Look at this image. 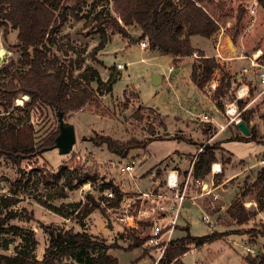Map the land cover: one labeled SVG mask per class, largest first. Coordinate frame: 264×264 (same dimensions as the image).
<instances>
[{"label":"rangeland","instance_id":"rangeland-1","mask_svg":"<svg viewBox=\"0 0 264 264\" xmlns=\"http://www.w3.org/2000/svg\"><path fill=\"white\" fill-rule=\"evenodd\" d=\"M225 1L230 15L226 25L211 38L201 35L191 36V42L198 47L197 50L205 54L214 52L212 47L220 38L221 58L214 56L216 61L218 60L219 67L213 71L202 88L192 83L191 78L193 68H196V73L200 72L198 52L176 61L169 84L163 75L172 64L170 62L173 61V57L162 55L158 58H150L149 48L140 49L137 39L133 41L129 37H123L113 32L111 27H105V45L94 55L91 54L93 48L103 39L101 31L97 30L94 22H87L86 17L80 20L69 18L62 25L53 42L49 44V59L66 64L73 75L80 73L90 64L99 70L103 80H106L112 72H119L120 76L114 82L111 92L98 90L92 102L87 103L82 109L70 111L63 116L64 121L72 123L75 129L76 140L69 153L61 154L57 148L43 149L31 158L23 159L20 168L10 158L0 155V219H4L8 213L15 214L5 218L4 223L0 225L4 229L0 231V253L14 254V248L22 243L23 235L32 231L37 240L33 255L41 259L49 238L44 227L72 228L74 231L86 230L108 243H116L118 247L108 251L118 258L119 264H129L139 257L142 251H146L147 254L132 264H151L157 255V250L153 245L148 244L147 239L150 236L151 219L158 215L157 212L138 214V226L130 229H136L138 235L146 239L140 246L129 248L131 230L111 219L109 213L100 204L89 213H84L85 204L91 206L87 195H92L98 203V199L103 196L101 193L103 187H112L106 185L109 182L123 191L124 198L134 197L139 191L157 189L162 184V180H158L162 168L164 171L168 167L187 170L199 149L205 146L216 148L215 153L224 169L220 180L225 178L223 184L225 190L222 192V197L213 204L207 201L211 223L202 218V211L197 205L187 199L184 200L172 240L186 234V230L183 229L185 226H188L192 235L201 236L212 231L217 232L218 235L199 247L194 246L193 243L188 244L189 250L180 256L181 261L185 264H247L244 256L256 254L260 250L264 237L260 233L254 235L247 231L241 232V229L255 227L258 231L262 230L264 210L252 216L247 223L237 225L227 223L229 218L225 209L233 199L241 200L246 209L256 207L255 189L252 183L254 171L264 163V110H262L264 92H261L262 87L258 84L256 75H253V78L245 76L241 68L242 60L247 59L257 49L261 50L264 58V8L254 0ZM105 4L104 0H94L88 3L83 13L91 17ZM253 4L256 5L255 15L249 11V6ZM239 7L244 9L245 13L233 41L229 30L234 29ZM108 8L111 9L110 3ZM111 11L115 14L112 9ZM127 29L130 34L137 33L133 26ZM16 33L15 29L10 28L4 34L3 28L0 27V50L4 49L0 56V66L11 62L14 65L18 64L20 53ZM240 54L246 55V58H234ZM141 56L146 57L147 60L140 61ZM118 62H128V64L122 70H118L116 68ZM230 65L233 66V74L227 72V67ZM156 73L160 75L161 80L154 84L152 75ZM10 74L0 73V79L7 78ZM241 79L250 80L252 83L251 95L261 92L251 106L254 113L251 114L252 122L249 123L256 124L261 141L231 139L238 132L242 133L234 123L228 124L224 130L217 133L216 126L204 124L200 121L201 117L196 115L207 109L201 101L203 98L214 104L209 110L212 116L224 122L225 101L235 96V89ZM93 84L95 86V83ZM212 84L215 85L214 87L221 85L219 95H214L215 89L211 87ZM18 99L22 102L19 103ZM26 99H28L27 95H19L14 99V110L11 113L14 117L22 114L23 111L18 107L22 106ZM220 104L223 108H220ZM3 112L4 109L0 105V114ZM29 114L37 141L58 126L57 111L49 106L36 104L30 109ZM95 136H109L120 141H127L130 138L147 140L144 148H134L128 154L130 157L139 158L133 176L118 171V162L122 158L109 152L104 143H95ZM223 141H227L224 144L227 149L224 148ZM226 159L230 160L226 162ZM77 165L97 174L96 181H87L73 189L65 188L63 190L65 196H59L61 181L56 184H44L42 175H45L49 182H53L52 175L62 166ZM22 174L25 176L18 185L17 180ZM6 199H16V202L5 205ZM39 199L60 206L61 212L44 206ZM141 200H144L142 206L146 210L152 209L156 204L147 197L137 199L134 206L139 205ZM199 201L203 206L206 199ZM73 203L80 204L79 210L74 211ZM14 226L21 227L24 232L15 234L12 228ZM248 248H253L254 252H249Z\"/></svg>","mask_w":264,"mask_h":264},{"label":"trees","instance_id":"trees-1","mask_svg":"<svg viewBox=\"0 0 264 264\" xmlns=\"http://www.w3.org/2000/svg\"><path fill=\"white\" fill-rule=\"evenodd\" d=\"M104 1L106 4L88 17L83 13L84 8L94 0H0V27L3 28L4 34L10 28L17 31V47L20 53L18 64L14 65L11 62L0 66V73H11L9 77L0 79V105L4 109V112L0 114V155L10 158L18 168L23 159L31 158L37 154L36 152L53 145L59 133V126H57L54 131L37 141L29 114L34 105L44 104L57 112L61 111L65 116L68 112L82 109L87 103L92 102L98 90L111 92L114 82L120 75L119 72H112L106 80H103L99 70L90 64L86 65L80 73L73 75L72 70L66 64L49 59V44L53 42L55 35L69 18L80 20L86 17L87 22H94L97 30L101 31L103 39L93 48L91 54L95 55L99 49L104 47L105 27H111L113 32L132 39L127 27L133 26L140 30L137 41L147 39L150 50L156 49L183 57L190 56L196 51L191 42L192 35L210 38L226 25L230 17L225 0ZM258 2L264 8V0H258ZM109 3L115 14L108 8ZM238 11L239 13L235 16L234 29L229 30L233 41H235L245 13L240 7ZM197 52L200 72L196 73V68H193L191 78L198 88H202L210 79L213 71L219 67V63L213 56H205L201 50ZM13 66H15L14 71H12ZM220 89L221 85H218L215 89V96L219 95ZM19 95H27L28 99L18 107L23 111L22 114L14 117L11 114L14 110L13 101ZM244 103L238 100L239 108H242ZM220 108H223L222 104ZM252 112V109H244L240 113L248 124ZM231 139L261 141L256 125L250 127L249 136L238 132ZM94 140L97 144L104 143L107 150L119 158H125L132 149L144 148L147 144V140L130 138L127 141H120L109 136H95ZM215 150L213 146L202 148L194 163V175L201 177L208 172L211 162L217 158ZM226 160L228 162L230 159ZM24 176L22 174L17 180L18 185L22 183ZM97 176L90 169L77 165L62 166L57 173L52 175L53 182L46 180L45 175L41 177L45 185L61 181L59 196H65L63 191L65 188L73 189L87 181L95 182ZM253 178L252 186L255 189L256 207L246 209L241 200L233 199L225 209L229 218L227 223L245 224L252 216L264 210V163L254 171ZM106 185L112 186L116 193V197L111 200L110 204L118 205L123 197V191L112 182ZM87 197L91 206L85 204V214L98 207L99 204L92 195L88 194ZM12 202H16V199L4 200L5 205ZM39 202L56 212H61L60 206L47 200L39 199ZM208 204L207 201L203 202L205 210L211 214ZM79 205V203L72 204L74 211L79 210ZM14 215L8 213L4 219H0V225L4 223L5 218ZM261 225L263 227L260 231L255 227H250L247 230L241 229V232L247 231L254 235L260 233L264 237V223ZM12 228L15 234L24 232L21 227ZM44 228L49 238L41 259L33 255L37 240L33 232L28 231L27 235H23L22 243L15 246L14 254L0 253V264H119L118 258L108 251L118 247L114 242L108 243L86 230ZM183 229L186 230L184 236L170 241L164 253L163 264H168L172 260H174L173 264H185L180 256L189 250L188 244L193 243L194 246L199 247L218 235L217 232L212 231L209 234L196 236L189 232L188 226ZM2 230L4 229L0 226V231ZM130 230L129 248L138 247L144 243L146 237L139 236L136 229ZM146 254V251H142L139 257L129 264ZM244 260L247 264H264V241L256 254H246Z\"/></svg>","mask_w":264,"mask_h":264},{"label":"built area","instance_id":"built-area-1","mask_svg":"<svg viewBox=\"0 0 264 264\" xmlns=\"http://www.w3.org/2000/svg\"><path fill=\"white\" fill-rule=\"evenodd\" d=\"M255 3L258 0H254ZM251 14L255 15L256 5L249 6ZM140 49H148L147 39L140 40L138 42ZM220 38L215 43L214 56L221 58L220 54ZM248 58V65L243 68L244 73L252 71L253 75H256L258 84L262 87L261 92H264V58L262 52L257 49ZM147 58L144 56L140 57V61H146ZM127 63L118 62L116 68L122 70ZM174 70V65H169L167 72L163 75V78L167 83L170 84V75ZM215 85L211 87L215 89ZM261 92H257L251 95V88L248 84H240L235 89V96L231 101L225 103V114L226 120L224 122H218L212 116H208L207 113H201L200 117L203 120H209L214 123L217 127V131L224 130L228 124H237L238 115L242 110L247 107L249 100L256 99ZM238 100L244 101L242 108H239ZM202 149H199V152ZM198 152V153H199ZM197 153V154H198ZM197 154L192 160L190 166L183 173H180L177 169L171 168L166 171L164 181L157 189H151L150 191H139L134 197L123 196L122 201L120 200L118 205H111L110 202L116 197V193L112 187H103L101 196L98 202L102 208H104L109 214L111 219L121 223L123 226L128 228H134L138 226V214L157 212V216L151 219L150 225V236L147 239L148 244L153 245L157 250L154 260L151 264H163L164 253L167 249V245L172 240L175 226L177 225V218L182 202L189 200L192 204L197 205L202 211V218L211 223V215L205 210L204 206L201 205L200 199H206L211 204L222 197V192L225 190L223 187L224 182H216V175L222 172L221 163L219 161H213L210 164L208 173L204 177L194 175V163L197 159ZM139 162L138 157L128 156L122 158L118 162V171L124 172L133 176L135 165ZM263 160L260 161L262 163ZM117 186V185H115ZM118 187V186H117ZM191 191L194 193L190 194ZM150 197L155 200L156 204L150 210H146L142 204L144 200L137 206H134L137 199H145ZM124 199V200H123ZM167 199H169L167 201ZM249 252H254L253 248L247 249ZM254 255V254H253ZM174 260L168 264H173Z\"/></svg>","mask_w":264,"mask_h":264},{"label":"crops","instance_id":"crops-1","mask_svg":"<svg viewBox=\"0 0 264 264\" xmlns=\"http://www.w3.org/2000/svg\"><path fill=\"white\" fill-rule=\"evenodd\" d=\"M133 28H135L136 30H137V33L136 34H132L131 33V35H132V40L133 41H136V38H137V36L139 35V33H140V30L137 28V27H133ZM211 38V37H210ZM192 45L194 46V48L196 49V51L195 52H197V49H198V47L196 46V45H194L193 43H192ZM236 48V47H235ZM199 49H200V47H199ZM212 49H213V55L212 54H205V56H213L214 57V53H215V43H214V45H213V47H212ZM145 50V49H144ZM149 56H150V58H158V57H160V56H162V55H166V56H169V57H173V61L172 62H170V63H172V64H170V65H174L175 67H176V61H180V60H182V58H185L186 56H183V57H181V56H176V55H174V54H171V53H164V52H161V51H159V50H156V49H154V50H149ZM250 56V55H249ZM248 56V57H249ZM234 58H237V59H245L246 58V55H244V54H240V55H236ZM217 62H218V60H217ZM248 63H249V61H248V58L247 59H245V60H242V68H241V70H242V72H243V68L245 67V66H247L248 65ZM228 69H227V72L229 73V74H233L234 73V69H233V66H228L227 67ZM243 74L245 75V76H252V78H253V73H252V71H249L248 73H244L243 72ZM120 76V75H119ZM161 78V77H160ZM161 80V79H160ZM192 82V81H191ZM193 83V82H192ZM240 84H248L249 86H251L252 87V83H250V80H244V79H241V81H240ZM239 84V85H240ZM215 89H216V87H215ZM258 98V97H257ZM257 98L256 99H254V100H249L248 101V104H247V107L245 108L246 110L247 109H252V104L254 103V102H256V100H257ZM233 99V98H232ZM231 99V100H232ZM205 100V99H204ZM231 100H229V101H231ZM201 101H203V98H201ZM212 101H210V100H205V103H204V105H205V108L207 107V109H205V111L203 110V111H201V112H198L196 115L197 116H200V114L201 113H207V115L208 116H212V114L210 113V111L209 110H211L212 109V107L214 106V104L213 103H211ZM228 101H225V103H227ZM253 110V109H252ZM262 110H264V107H262ZM254 111V110H253ZM241 113V112H240ZM252 113H254V112H252ZM226 116V115H225ZM212 117H214V116H212ZM215 118V117H214ZM238 118L239 119H241V120H243V118L240 116V114L238 115ZM216 119V118H215ZM200 121L201 122H203L204 124H207L208 126H216L214 123H211V122H209V120H203L202 118L200 119ZM216 121H218V122H220L219 120H217L216 119ZM244 121V120H243ZM245 122V121H244ZM250 122H252V119L250 118V120H249V123ZM245 124H246V126H247V128H248V130H249V133L248 134H243V135H245V136H249V134H250V127L252 126V124H248L247 122H245ZM236 126H237V124H235ZM254 125H256V124H254ZM240 130V129H239ZM219 132H221V131H217V133H219ZM227 141H223L222 142V144H223V146H224V144L226 143ZM224 148L225 149H227L225 146H224ZM129 155H127V157H128ZM216 156H217V154H216ZM126 158V157H125ZM215 161H219V159H218V156H217V158H216V160ZM220 162V161H219ZM221 163V162H220ZM171 168H173V167H168L165 171L163 170L164 168H162L161 169V171H160V176H159V179L158 180H162V182L164 181V178H165V174H166V171L168 170V169H171ZM188 168V167H187ZM210 168V167H209ZM221 168H222V172L221 173H219L218 175H216V178H218L219 177V179H215L216 180V182H218V183H222V182H224L225 181V178H224V180H220L221 178H222V173H223V171H224V169H223V165L221 164ZM175 169H177L180 173H183L186 169H179V168H175ZM182 170V171H181ZM209 171V170H208ZM208 173V172H207ZM206 173V174H207ZM205 174V175H206ZM204 175V176H205ZM204 176H201V177H204ZM192 193H194V191H191L190 192V194H192ZM153 200V199H152ZM169 199H167V201H168ZM155 201V200H154Z\"/></svg>","mask_w":264,"mask_h":264},{"label":"water","instance_id":"water-1","mask_svg":"<svg viewBox=\"0 0 264 264\" xmlns=\"http://www.w3.org/2000/svg\"><path fill=\"white\" fill-rule=\"evenodd\" d=\"M160 75L159 74H153L152 75V82L154 84L158 83L160 81ZM205 103V100L203 99L202 101ZM58 114V126H59V133L55 137V142L53 145L46 147L51 149V148H57L59 153L61 154H67L71 151L73 144L75 143L76 137H75V129L74 125L69 122H65L63 119V113L61 111L57 112ZM242 125L244 129L246 130L245 133L242 131L241 124L237 123V127L240 129V131L243 134H248L249 130L245 124V122L242 120ZM243 129V130H244Z\"/></svg>","mask_w":264,"mask_h":264},{"label":"bare ground","instance_id":"bare-ground-1","mask_svg":"<svg viewBox=\"0 0 264 264\" xmlns=\"http://www.w3.org/2000/svg\"><path fill=\"white\" fill-rule=\"evenodd\" d=\"M3 50H4V49H3ZM3 50H0V56H2V54H3ZM18 102L20 103V102H22V100L18 99ZM237 123H238V124H241V127L244 129V127H243V125H242V120H241V119H238V120H237ZM243 129H242V131H243V133H245L246 130H245V129L243 130Z\"/></svg>","mask_w":264,"mask_h":264}]
</instances>
